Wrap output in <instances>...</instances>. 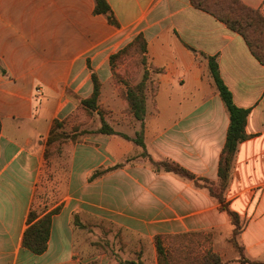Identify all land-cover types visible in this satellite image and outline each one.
<instances>
[{
  "label": "crops",
  "instance_id": "crops-1",
  "mask_svg": "<svg viewBox=\"0 0 264 264\" xmlns=\"http://www.w3.org/2000/svg\"><path fill=\"white\" fill-rule=\"evenodd\" d=\"M106 1L116 24L95 0H0V264H158L157 237L192 234L223 236L232 252L233 225L211 191L157 165L219 181L230 117L210 57L234 103L250 110L224 196L245 221L246 257L264 262V65L190 0ZM242 1L264 15V0ZM138 36L152 75L143 127L111 62ZM93 76L100 97L109 94L98 100L109 110L102 116L129 138L98 133L100 109L90 129L70 123L94 92ZM56 122L64 126L55 135L67 137L50 143ZM141 131L145 147L134 141ZM33 209L56 210L43 254L23 247Z\"/></svg>",
  "mask_w": 264,
  "mask_h": 264
},
{
  "label": "trees",
  "instance_id": "trees-1",
  "mask_svg": "<svg viewBox=\"0 0 264 264\" xmlns=\"http://www.w3.org/2000/svg\"><path fill=\"white\" fill-rule=\"evenodd\" d=\"M96 13L104 14L108 17L109 21L116 24L115 17L111 11L110 6L106 0H95ZM191 4L202 10L222 23H224L231 31L240 34L246 41L249 50L252 55L264 65V15L258 9H253L247 6L242 0H190ZM134 43V44H133ZM132 44L140 43L142 52L146 53L147 44L143 36H138ZM125 51L122 50L117 55L111 58V62L114 63L116 59ZM209 69L214 79L215 85L219 91V94L227 108L230 117V125L227 133L226 144L221 154L218 176L219 181L216 186L221 189L220 193H216L212 190V184H209L207 180L197 179L195 175L180 167L179 165L164 161L158 163V167L163 168L168 172L180 174L190 180H193L198 186L207 187L211 194L217 198L221 210L225 211L234 226V234L237 233L238 228L241 229L242 222L241 217L234 211L230 210L228 204L225 202V193L227 192L232 177V169L236 159V154L239 145L248 140L249 135L246 132L247 120L250 110L238 107L233 100V95L229 88L224 83L220 71L219 64L216 57L209 58ZM94 92L92 96L82 101V107L90 113L96 112L98 107V100L101 94V83L96 76H93ZM146 78L135 87L128 88L124 93V98L127 103L128 110L134 115L135 119L141 122L143 127L144 116L146 113ZM100 115L101 127L97 130L98 133L106 135L119 134L125 138H129L125 134L117 133L104 119L101 111L97 112ZM64 124L56 122L51 133L49 142L52 143L56 139L57 135L63 138L67 137V132L55 135L56 131L63 128ZM1 133V122H0ZM138 145L145 147L143 142V131L138 133L137 138L134 140ZM104 171H98L96 175L102 174ZM215 186V185H214ZM56 212L52 211L41 216V212L37 209H33L28 217L29 227L25 231L23 237V247L29 249L35 254H43L48 247V242L51 233L52 216ZM243 229H241L242 231ZM240 231V233H241ZM164 240L161 237H157L156 246L158 252V264H170V260L167 256L164 248ZM213 260L207 264H223L221 259L212 255ZM121 264H143L141 262L126 261ZM192 264H205L200 262H194ZM241 264H264L261 261H253L248 258L241 259Z\"/></svg>",
  "mask_w": 264,
  "mask_h": 264
},
{
  "label": "rangeland",
  "instance_id": "rangeland-1",
  "mask_svg": "<svg viewBox=\"0 0 264 264\" xmlns=\"http://www.w3.org/2000/svg\"><path fill=\"white\" fill-rule=\"evenodd\" d=\"M134 44V43H133ZM130 43L125 47V51L114 61V83L117 85L119 96L121 97L125 91L130 87H135L142 82L144 77L146 78V87L151 81L152 75L148 70V61L145 53L142 52L140 43L133 45ZM108 90L104 94V97H100V101H104L108 98ZM103 115L108 114L109 110L105 106L99 107ZM127 111H129L127 109ZM94 113H90L79 108L71 119L70 123L75 125V121H79L77 124L90 129L93 127V123H90V119ZM78 118V119H77ZM99 118V116H98ZM212 190L216 193H220L219 186H213ZM242 227L245 226V221L241 219ZM238 228L236 234H234V226L231 238L229 242L233 246L232 252L227 249V241L223 236H217L214 234H192L181 235L175 238H168L164 240V248L167 256L170 260V264H192L194 262L209 263L213 260L212 255L218 256L223 264H241V259L246 257L245 251L240 243V231ZM217 237V246L219 252H216L213 248L215 244L213 238ZM229 245V244H228ZM221 254L229 257L226 261Z\"/></svg>",
  "mask_w": 264,
  "mask_h": 264
},
{
  "label": "built area",
  "instance_id": "built-area-1",
  "mask_svg": "<svg viewBox=\"0 0 264 264\" xmlns=\"http://www.w3.org/2000/svg\"><path fill=\"white\" fill-rule=\"evenodd\" d=\"M40 92H41L40 90H37L38 95L40 94Z\"/></svg>",
  "mask_w": 264,
  "mask_h": 264
}]
</instances>
